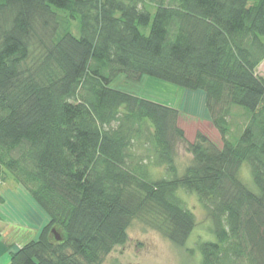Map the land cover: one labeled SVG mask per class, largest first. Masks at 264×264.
Returning a JSON list of instances; mask_svg holds the SVG:
<instances>
[{
    "label": "trees",
    "instance_id": "trees-1",
    "mask_svg": "<svg viewBox=\"0 0 264 264\" xmlns=\"http://www.w3.org/2000/svg\"><path fill=\"white\" fill-rule=\"evenodd\" d=\"M263 62L264 0H0V193L8 170L48 217L9 264H105L136 218L183 246L180 189L214 221L201 264H264ZM121 73L203 92L221 145Z\"/></svg>",
    "mask_w": 264,
    "mask_h": 264
},
{
    "label": "rangeland",
    "instance_id": "rangeland-1",
    "mask_svg": "<svg viewBox=\"0 0 264 264\" xmlns=\"http://www.w3.org/2000/svg\"><path fill=\"white\" fill-rule=\"evenodd\" d=\"M258 75L264 78V62L257 69ZM122 91L152 99L180 112L179 126L184 130L188 141L195 140L198 131L206 133L214 142L221 145L220 135L213 127L206 96L203 92L189 91L163 80L144 77L141 81L129 78L125 73L119 74L110 84ZM238 123L241 118H237ZM236 125L232 132L236 134ZM176 165L180 174L193 162V155L187 150L184 141L178 142ZM157 171V170H156ZM242 175L248 183L251 181L248 168L242 169ZM7 179L2 184L1 195L4 203L0 205V228L7 237L17 235L18 238L38 237L48 222L47 215L35 203L33 197L5 170ZM156 173V172H155ZM159 177L163 175L160 169ZM180 189L178 194L185 205L194 212L196 226L186 244L179 246L171 242L159 230L145 221L136 218L128 228V241L116 246L105 259V264H201L202 255L199 242L214 240V221L209 211L200 203L195 193ZM27 234L28 236L26 237ZM6 237V239H7ZM20 243V242H19ZM22 243V242H21ZM10 256L0 259V264H9Z\"/></svg>",
    "mask_w": 264,
    "mask_h": 264
},
{
    "label": "crops",
    "instance_id": "crops-1",
    "mask_svg": "<svg viewBox=\"0 0 264 264\" xmlns=\"http://www.w3.org/2000/svg\"><path fill=\"white\" fill-rule=\"evenodd\" d=\"M3 232V236L0 239V259L3 258L4 256H10V250L12 246H9L10 242L6 239L7 235L4 234Z\"/></svg>",
    "mask_w": 264,
    "mask_h": 264
},
{
    "label": "water",
    "instance_id": "water-1",
    "mask_svg": "<svg viewBox=\"0 0 264 264\" xmlns=\"http://www.w3.org/2000/svg\"><path fill=\"white\" fill-rule=\"evenodd\" d=\"M54 232H55V231H54ZM56 236H57V239L60 240V237H59L58 235H56Z\"/></svg>",
    "mask_w": 264,
    "mask_h": 264
}]
</instances>
